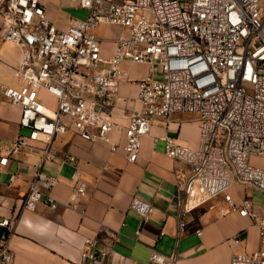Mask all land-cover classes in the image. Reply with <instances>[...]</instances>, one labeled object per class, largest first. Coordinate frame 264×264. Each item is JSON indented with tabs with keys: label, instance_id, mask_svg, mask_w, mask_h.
Masks as SVG:
<instances>
[{
	"label": "built area",
	"instance_id": "1",
	"mask_svg": "<svg viewBox=\"0 0 264 264\" xmlns=\"http://www.w3.org/2000/svg\"><path fill=\"white\" fill-rule=\"evenodd\" d=\"M87 10L85 18H70L67 28L47 15L45 0H0V41L17 45L21 59L18 84H0V99L21 107L19 134L2 148L0 169L12 158L30 155L41 144L23 211H35L58 176L42 170L56 156V136L73 130L91 142H109L119 81L126 61L148 65V76L137 82L141 109L132 112L124 127V152L129 163L139 160L143 138L153 123L168 124L176 112L196 114L200 141L186 147L166 136V153L190 166L176 179L177 238L187 231L185 216L219 196L258 228L261 247L236 252L230 264H264V203L237 202L230 193L236 185L251 186L264 196V167L250 164L264 158V1L263 0H75ZM101 25L121 29L113 51L104 54ZM159 67L161 68L158 76ZM48 94L52 100L45 97ZM113 145L111 150H115ZM72 175V199L87 195L77 158ZM17 174L10 176L13 185ZM52 209L57 201L48 195ZM130 208L148 219L151 203L133 198ZM18 215L0 219V264H13L10 247ZM198 235L202 230L196 231ZM243 242L240 233L233 238ZM110 250L96 238L84 239L80 264H104ZM150 261L176 264L175 256L153 250Z\"/></svg>",
	"mask_w": 264,
	"mask_h": 264
},
{
	"label": "crops",
	"instance_id": "2",
	"mask_svg": "<svg viewBox=\"0 0 264 264\" xmlns=\"http://www.w3.org/2000/svg\"><path fill=\"white\" fill-rule=\"evenodd\" d=\"M45 1L50 20L67 28L74 17ZM70 8L82 9L75 0ZM104 31L110 34H102ZM120 31L116 26L98 28V35L106 39V56L112 54L113 38ZM20 59L17 45L0 41V84H18L16 68ZM122 69L126 75L119 81L113 116L118 126L109 142H91L73 130L56 136L53 147L57 154L42 170L58 176L59 183L45 191L35 211H23L22 206L40 163L38 150L42 145L35 144L36 152L12 158L0 169V219L18 215L9 242L15 254L13 264H80L87 237L96 238L101 248L110 250L104 264H159L150 261L153 250L175 256L176 264H230L236 252L257 251L261 244L254 221L231 209L223 196L187 213V231L177 238L176 179L187 176L191 168L167 155L165 138L172 136L179 144L196 148L200 141L199 118L193 113L176 112L168 124L155 121L150 134L143 138L139 160L129 163L124 152V127L129 115L141 109L137 82L148 76V65L126 61ZM20 117V106L0 99V155L17 135L28 134L29 129L20 125ZM113 145L115 150H111ZM68 155L77 158L80 177L87 184V195L75 200L72 175L76 167L65 161ZM13 173L17 178L10 186ZM258 192L240 184L230 190L237 202L246 197L260 210L264 200ZM48 195L57 201L56 209L50 207ZM133 198L154 206L148 219L130 208ZM200 229L202 234L198 235ZM238 233L243 239L241 244L233 240Z\"/></svg>",
	"mask_w": 264,
	"mask_h": 264
},
{
	"label": "rangeland",
	"instance_id": "3",
	"mask_svg": "<svg viewBox=\"0 0 264 264\" xmlns=\"http://www.w3.org/2000/svg\"><path fill=\"white\" fill-rule=\"evenodd\" d=\"M49 2L52 3V5L54 7H56L57 9L62 10V12H66L73 17L85 18L87 15V10H85V9H78L76 11H73V9L70 8V5L72 4V0H49L48 3ZM105 33L110 34V32H106V31L102 32V34H105ZM159 73H161L160 67H159L158 76H160ZM48 100H52V99L48 98ZM250 164L255 165V166H259V167H264V159H263V157H251L250 158ZM247 187L249 190L252 189L251 186H247ZM258 194H260V193L258 192ZM260 195L262 196V199L264 200V196L262 194H260Z\"/></svg>",
	"mask_w": 264,
	"mask_h": 264
}]
</instances>
